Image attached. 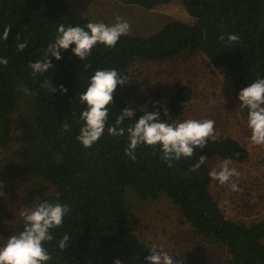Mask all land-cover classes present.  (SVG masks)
I'll return each instance as SVG.
<instances>
[{
  "label": "trees",
  "instance_id": "trees-1",
  "mask_svg": "<svg viewBox=\"0 0 264 264\" xmlns=\"http://www.w3.org/2000/svg\"><path fill=\"white\" fill-rule=\"evenodd\" d=\"M122 1L147 10L170 2ZM179 1L194 22L172 20L147 36L128 34L114 48L98 43L85 61L74 55L72 44L61 50L59 61L51 57L53 68L33 75L29 63L43 59L60 24L87 30L91 21L70 0H0V37L10 25L8 40L0 39V57L8 59L6 66L0 64V151L9 152L4 166L7 170L18 166L27 173L28 198L36 205L47 200L70 207L62 226L51 230L54 240L44 244L52 257L46 264H113L115 259L146 264L150 246L133 232L127 192L138 201L160 196L171 200L193 233L224 248L233 264H264V218L246 225L226 217L210 193L206 162L198 172L190 170L204 154L208 159L247 161L248 150L235 138L209 139L203 151L195 148L192 157L174 161L172 167L162 161L159 146L142 145L136 149L135 162L129 159L124 151L127 133L113 137L106 128L87 149L76 139L84 123L79 115L86 108L79 97L97 70L115 69L127 77V84L114 92L109 125L137 94L140 84L127 76L135 62L199 52L230 78L238 107L239 92L264 79V0ZM232 33L239 35L238 45H227L226 37ZM17 35L27 41L23 52L16 50ZM84 64L90 67L85 70ZM46 80L57 89L63 85L66 94L59 90L51 94L42 86ZM191 97L189 86H177L164 105L146 111H160L161 121H179ZM135 109L138 120L144 113ZM239 110L248 119L247 109ZM65 121L71 125L67 133L62 132ZM133 123L134 119L126 120L124 126ZM23 229L24 221L10 228L14 235ZM64 233L70 240L60 250L58 241Z\"/></svg>",
  "mask_w": 264,
  "mask_h": 264
},
{
  "label": "rangeland",
  "instance_id": "rangeland-1",
  "mask_svg": "<svg viewBox=\"0 0 264 264\" xmlns=\"http://www.w3.org/2000/svg\"><path fill=\"white\" fill-rule=\"evenodd\" d=\"M91 22L112 25L117 17L126 20L130 35L147 36L172 20L192 23L194 18L179 0L152 9L125 4L122 0H70ZM129 79L140 86L128 105L146 110L164 105L174 94L177 86H189L192 97L180 116L186 119H212L217 136L228 135L238 140L249 152L245 162L231 161L240 173L233 177L242 191L233 192L227 185L211 179L210 193L218 202L226 217L249 225L264 218V146H254L250 140L248 119L242 114L234 96V87L228 76L210 66L201 54H187L162 61L135 62L127 69ZM214 101V103H213ZM155 105V107H154ZM8 150L0 151V247L14 235L11 226L23 221L19 212L25 206H35L28 198L30 181L21 167L7 170L4 166ZM225 159L211 157L206 161L210 171L219 170ZM132 212V229L137 237L149 246L158 245L183 264H233L224 248L212 244L193 233L192 228L178 215L171 200L160 196L155 200L138 201L127 192Z\"/></svg>",
  "mask_w": 264,
  "mask_h": 264
},
{
  "label": "clouds",
  "instance_id": "clouds-1",
  "mask_svg": "<svg viewBox=\"0 0 264 264\" xmlns=\"http://www.w3.org/2000/svg\"><path fill=\"white\" fill-rule=\"evenodd\" d=\"M86 28L87 30L83 26L66 27L60 24L54 41L49 43L44 51L43 59L29 63L28 67L33 75L46 73L53 68L51 57L59 61L61 50H68L72 44H75L72 48L74 55L85 61L98 43L114 48L120 38L131 31L130 24L121 17H117L116 22L110 26L102 22H89ZM9 31L10 25L5 26L0 39L7 41ZM16 38V50L23 52L27 47V41L21 42L19 35ZM220 40L224 41L225 36L222 35ZM239 42L238 34L232 33L226 37L227 45H238ZM0 64L6 66L8 59L0 57ZM89 67V64H84L85 70ZM125 84L127 77L122 76L115 69L97 70L91 76L89 86L79 97L81 104H86V108L79 115V119L84 123L76 139L84 148H91L97 143L107 128L109 136L122 137L127 133L128 144L124 151L133 162L136 160L137 148L144 145L155 149L159 146L162 161L168 167H172L174 161L192 157L195 148L198 147L203 151L209 139L214 141L217 138L215 121L212 119L161 121L160 111L147 112L146 106L139 109L144 114L138 120L135 119L136 109L125 106L109 125V106L114 102V92L118 85ZM42 86L48 88L51 94L57 90L61 94L67 92L63 85L57 89L51 80H46ZM238 99L241 110L247 109L251 143L254 146H264V79H256L248 84L239 92ZM168 112L164 109V116H168ZM133 119L135 123L124 126L126 120ZM70 131L71 125L65 121L62 132ZM207 159V155H201L190 170L198 172ZM230 164L231 161L225 159L219 165V170L213 168L208 175L220 185H227L233 192L242 191L235 182H232V178L239 177L240 173L236 168L230 167ZM2 188L3 184L0 182V189ZM0 196H5V193L0 191ZM69 212L70 207L67 204L47 200L35 206H25L19 212V216L24 221V229L17 235H11L6 244L0 247V264H46L52 257L44 244L54 240L51 230L61 227L64 216ZM69 240V234L64 233L58 241L59 249L67 248ZM148 250L150 254L144 257L146 264H183V259H176L158 245H152ZM113 264H122V261L115 259Z\"/></svg>",
  "mask_w": 264,
  "mask_h": 264
}]
</instances>
